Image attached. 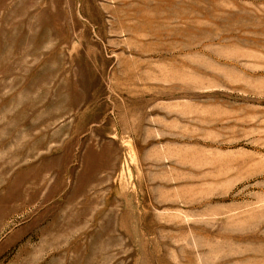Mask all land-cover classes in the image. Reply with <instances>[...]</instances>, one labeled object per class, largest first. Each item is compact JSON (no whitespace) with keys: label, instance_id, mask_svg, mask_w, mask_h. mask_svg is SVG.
<instances>
[{"label":"rangeland","instance_id":"rangeland-1","mask_svg":"<svg viewBox=\"0 0 264 264\" xmlns=\"http://www.w3.org/2000/svg\"><path fill=\"white\" fill-rule=\"evenodd\" d=\"M0 264H264V0H0Z\"/></svg>","mask_w":264,"mask_h":264}]
</instances>
